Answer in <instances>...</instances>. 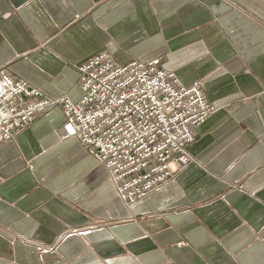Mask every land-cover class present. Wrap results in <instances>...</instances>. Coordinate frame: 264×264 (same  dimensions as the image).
I'll use <instances>...</instances> for the list:
<instances>
[{"label": "crops", "instance_id": "0c3cea01", "mask_svg": "<svg viewBox=\"0 0 264 264\" xmlns=\"http://www.w3.org/2000/svg\"><path fill=\"white\" fill-rule=\"evenodd\" d=\"M160 59L217 109L127 204L60 107L0 147V264H264V0H0V70L78 102V66Z\"/></svg>", "mask_w": 264, "mask_h": 264}, {"label": "built area", "instance_id": "2783aa9c", "mask_svg": "<svg viewBox=\"0 0 264 264\" xmlns=\"http://www.w3.org/2000/svg\"><path fill=\"white\" fill-rule=\"evenodd\" d=\"M78 102L49 99L0 70V147L44 112L60 107L65 138L75 137L102 164L120 199L134 204L188 165L197 129L217 109L199 82L184 84L162 67L104 51L78 66Z\"/></svg>", "mask_w": 264, "mask_h": 264}]
</instances>
